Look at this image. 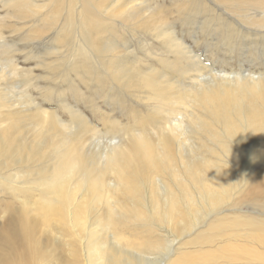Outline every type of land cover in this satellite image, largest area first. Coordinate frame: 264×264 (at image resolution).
<instances>
[{"label": "bare ground", "instance_id": "1", "mask_svg": "<svg viewBox=\"0 0 264 264\" xmlns=\"http://www.w3.org/2000/svg\"><path fill=\"white\" fill-rule=\"evenodd\" d=\"M156 1L21 0L16 19L37 26L26 40L50 32L55 46L42 45L52 61L33 63L45 69L38 76L44 85L15 80L11 94L0 96V188L8 189L0 190V264H264L257 252L240 253L228 243L240 234L227 232L247 223L262 235L245 240L264 247V210L242 222L228 218L245 217L241 205L264 206V69L207 72L176 36L174 22L220 21L225 39L234 37L228 32L262 31L241 22L231 27L230 15L206 0H169L177 8L173 18ZM129 30L159 43L157 61L176 70L171 80L161 71L134 75L125 67L136 58L123 38ZM10 50L0 40V51ZM18 60L15 54L4 60L12 76L28 74ZM112 83L116 91L107 94ZM89 93L130 97L147 115L125 103L131 121L123 127L104 118L85 99ZM81 104L107 120L103 129L125 132L89 134L95 128ZM187 237L198 251L180 257Z\"/></svg>", "mask_w": 264, "mask_h": 264}, {"label": "rangeland", "instance_id": "2", "mask_svg": "<svg viewBox=\"0 0 264 264\" xmlns=\"http://www.w3.org/2000/svg\"><path fill=\"white\" fill-rule=\"evenodd\" d=\"M147 1H148V4L152 3L154 5H156V3L158 2L156 0L153 1L155 3L149 2L150 0H147ZM159 1H161V0H159ZM163 1L165 4H163ZM168 1L169 0H162L161 1L162 3H160V5L163 4L166 7V9L169 8L168 10H169V12H171L170 15L168 14L169 18L176 17L177 16L176 15L177 8H176V6L171 7L170 2L168 3ZM217 1L220 2V4L215 3V2H213L214 3L213 4L211 0H208V1L206 0V2L209 3L208 5L210 7L216 6V8H218L219 11L222 10V11H224V13H227L228 15H230V18H232V19H230L228 21L231 23L230 24L231 27L238 28V26L235 24L241 22L240 24L243 26H246V27L251 28V29H256V30H259L262 32H255V30H254L251 33L250 32L247 33V31H245L246 33L244 36H240L239 34H236L234 32H228L230 35H233L234 37H228L227 39H225L223 31L226 27L225 26L222 27L220 25V21L213 22L214 25L211 23L213 25V27H212L211 24H208L207 22L202 21V20H196L197 22L195 21V22H192L190 24H185L183 22H181V24H180L179 22L181 20L177 17L176 21L174 22V23H177L175 25L176 36L181 41L183 40V43L185 44L184 46L188 48V50L191 52L192 56H195L196 59H198L202 63L203 67L206 69L207 72L212 71V72L220 73L221 71H225V73L229 72L228 73L229 75L241 74V73L244 75L251 74V73L252 74L261 73L260 68L264 69V64H263L264 58L261 60H256V57H254L252 52H254V53L258 52L259 56L264 57L261 55L264 52V48H263V46H264L263 45L264 44V28H262V27H264V0H261V1L241 0L238 3H236V0H217ZM166 3H168V4H166ZM20 4H22L21 0H0V40H1V43L5 42L6 44H8L11 47V50L7 53H3L2 51H0V76H1V78H0V96L1 97H4L6 95L11 94V92L13 91L12 87L15 84V80L21 81V80L27 78V80L30 81V84H36L37 82L41 81V85H44L43 84L44 80H39L38 76H41V75L46 76V71L44 68L36 67L37 65H35L33 63H34V61H37V62L43 61V58L47 59L46 62H50L53 60L52 56L49 57V56H43L42 55V53L44 52V49L42 47L43 43H46L45 47L55 46V43L52 41L53 37H52L50 32H47L46 34L42 35L40 37V40H34V41L26 40V36L30 32V30H32L33 28H35L37 26L32 25V23L29 22V20L16 19V17L19 15ZM182 12L187 13V14L190 13L188 10L187 11L182 10ZM171 15H173V16L171 17ZM188 16L191 17V15H187V18H188ZM192 16L194 17V14ZM183 18L186 19V16H184ZM246 20H250L251 23H247ZM27 22H29V23H27ZM199 22H201L200 23L201 26L199 25ZM178 23L180 24V27H179ZM194 26L197 27V29ZM209 27H210V29H209ZM189 30L191 32H189ZM128 32H130V30L124 32L123 38L127 42H129L128 45L130 44V50L133 52V54L136 55V58L131 59V57H134V56H130L129 59H127L130 61L125 67H128V69L131 68L132 70H134V75L137 74L138 72L150 74V72L152 70L161 71L163 73L164 79L171 80L170 75L172 72H176V70H173L172 68H169L167 65L162 64V63L157 61V59L159 58V54H161V51H158L159 50L158 49L159 43L155 44V43L151 42V40H149V38H147V40H145L146 36L145 35L143 36L140 32L134 31V34L136 32L135 36H134L133 32L132 33L130 32L131 34ZM183 32H184V35H183ZM193 32H194V34H193ZM250 34H252V35L255 34V35L252 36ZM139 35H140V37H139ZM260 35L262 37H260ZM127 36H129V37L127 38ZM246 36L248 37V39H246L247 38ZM142 37L143 38L145 37V38L143 39ZM221 37H224L223 42H221L222 41ZM140 38H142V39H140ZM237 38H238V40H237ZM204 39H206V40H204ZM253 39H254V41H253ZM248 41L249 42L251 41V43H249ZM151 43L153 45L151 47V49L148 48L147 46H145L146 44L150 45ZM15 45H18V48H17V52L13 53L12 51L14 50ZM142 49H143V51H142ZM208 49L210 51H208ZM224 50H226V51H224ZM195 52H197V53H195ZM12 54L19 55V57H20V60H18L19 65L21 67L29 69L30 72L28 74L23 73V74H20L19 77L12 76L11 72L9 71L10 66L7 65V63L4 61V60H10ZM193 54H195V55H193ZM24 56L31 57V60L29 62L25 63L27 61L26 60L27 57H25V59H24V58H22ZM206 56L208 57L207 59H206ZM261 57H259V58H261ZM2 59H4V60H2ZM3 66H5V68H3ZM148 67L151 69L147 70ZM60 73H61V70L59 69L58 75ZM177 80H178V78L176 79V81ZM91 90H92V88H90V91ZM104 90H105V92H107V94H109V93L111 94L114 91H116V86L112 83V84H110V86L107 89H104ZM22 91H23V88L19 87V92H22ZM27 92H28V94L33 95V98L39 99V97H40V96L39 97L37 96V94H36L37 92H35V90H33L32 88H28ZM121 94H123V93H121ZM23 98H25V95L23 96ZM85 99L91 103H94L95 105H98L100 107V109H103L101 112L103 114H105L104 118L106 116H110L111 122L112 121H118L122 124L123 127L125 125L129 124V122L131 121L129 116H127V114H125L123 111L124 106H127V104H128V107L133 105L134 111H141L143 113V117H146V115H147L146 109H145L143 104H141L143 106L138 105L134 100H131L132 98H130V97L128 98L127 96L122 97L120 100L121 102H120L118 100L113 101L110 98H107L105 96H100V95H97L95 93H89L85 96ZM124 100H125V102H124ZM56 103H57L56 100H54L55 105H56ZM119 103H121V104H119ZM125 103H127V104H125ZM109 104H111L113 106L110 105V107H109ZM113 107H115V108H113ZM79 108H81L80 109L81 112L86 113L89 116V118L91 119L90 124L92 126H94V128H95V129L91 130L89 132V134H92L93 136H102V137L108 136L111 138H117V137H120L119 133L125 132L123 129L119 130V131L111 130L110 127L103 129L105 127L103 122H107L106 119L95 118L94 113H91L89 109L86 110L82 104H81V107H79ZM58 111H59V116L63 119V121L64 122L67 121L66 118L64 117V114L62 113V111H60V110H58ZM109 111H111V112H109ZM112 118H115V119H112ZM82 121H83L82 119L75 121L76 122V124H75L76 128L75 129L78 128L80 122H82ZM71 124L74 126L73 123H71ZM134 126L137 128L140 127L139 125H137L135 123H134ZM127 131L131 132L134 130L127 128ZM101 132H105V133H102L100 135H96L97 133H101ZM0 190H6L7 191L8 189L0 188ZM37 194H38L37 191H34L32 193L34 200H37V197H36ZM239 209H241L242 212L246 214V215H244L245 217H243L242 219H238L239 217L237 215H239V216H242V215L237 214L236 212H231L232 214L228 218L231 220L237 218L238 221L242 222V220H244V218H246L248 216H254V213H256L257 210H259V209L264 210V206L263 205H259V206L257 205L256 207H251L247 204H244V205H241ZM226 216H228V215H226ZM262 218L264 219V216ZM254 230L255 229L247 223H244V224L242 223L240 225H236V226L230 228L227 232L240 234V237L237 240L228 241V243L236 244L238 246V249L243 250V252H240V253L251 254V252H257L258 254H260L261 256L264 257V247L260 243L255 242V241H251V240H245V238H244L246 234H252V235H256V236L262 235V233H259V232L254 231ZM206 233H208V232H206ZM191 240H193V239L190 237H187L185 239V241H183L184 245L182 247V251H184V252L180 254V257H182L183 255H191L193 252L198 251L199 246L195 247V246L189 244L191 242ZM216 240H218V239H214V241H216ZM187 261L188 260H186L185 262H187Z\"/></svg>", "mask_w": 264, "mask_h": 264}]
</instances>
